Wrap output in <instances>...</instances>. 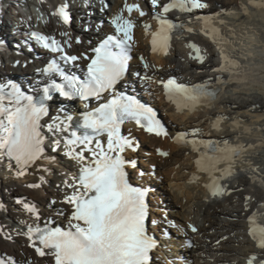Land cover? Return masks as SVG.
I'll return each instance as SVG.
<instances>
[{"label":"bare ground","instance_id":"obj_1","mask_svg":"<svg viewBox=\"0 0 264 264\" xmlns=\"http://www.w3.org/2000/svg\"><path fill=\"white\" fill-rule=\"evenodd\" d=\"M99 1L91 0L90 6L86 0L9 3L1 13L0 41L5 40L7 44L0 45V84L15 79L27 90L32 82L42 78L32 74L27 64L28 58L34 60V66L47 58L46 52L42 48L37 50L38 45L29 38L30 31L52 34L57 39H63L59 32H67L72 41L70 50L87 54L103 35L114 31L110 21L116 14L123 12L129 17L124 10L126 3L139 5L146 15L140 17L134 10L130 16L135 27L130 66L124 82L128 85L131 81V86H126L160 112L169 132L167 137H156L137 128L135 123L123 129V135L136 142L139 156L146 159L144 165L156 175L155 179L146 175L147 179L132 181L148 189L149 229L159 242L152 264H161V258L166 255L181 260L188 258V264H258L264 258V235L255 236L249 231L251 221L248 217L255 216L264 225V0H202L207 5L202 10L170 11L165 17L175 16L183 28L173 36L166 54L150 50L151 36L159 30L160 22L155 13L161 11L160 7L153 9L150 0H104V14L107 15L104 17L95 11ZM167 2L170 0H160L161 5ZM65 3L71 14L67 25L52 15ZM34 7L40 11L38 17L32 15ZM197 48L205 56L204 63L192 59ZM2 54L11 55L10 64L4 63ZM144 62L149 69L143 68ZM137 72L153 79L151 82L137 79L134 76ZM169 76L181 83L209 81V86L217 88L218 92L212 101L198 105L195 110H180L165 100L160 81ZM48 104L50 115L60 106L74 116L80 111L76 105L56 98ZM49 119L45 117L41 123ZM192 129H199L195 137L191 135ZM180 132H187L189 140L219 142L223 151L214 156L227 151L236 153L201 172L196 164L200 153L189 143L177 142L175 136ZM147 147L150 150H146ZM62 150L61 145V152L53 153L50 145H46L47 154L57 158L56 163L43 165L50 173L37 171L41 167L38 163L23 177L16 175L14 161L0 158V203L5 205V209H0V224L11 230L21 229L18 222L22 220L34 225L54 219L57 226H67L66 216L57 214L60 209L69 210V206L61 203L67 190L57 187L65 177L55 175L52 169L53 165H62L71 177L77 165L65 157ZM153 152L159 155L166 152L167 155L157 157ZM136 153V150L127 149L124 155L126 159L135 160ZM126 170L138 172L130 166ZM41 175L47 182L30 190L26 185L40 183ZM161 175L167 177L169 186L175 190L173 194L165 192L157 183L156 178ZM214 182L224 186L222 195H211L209 186ZM46 190L52 191L54 197L50 198ZM33 194L36 197H30ZM17 198L34 203L43 222L23 211L15 202ZM50 201L56 203L53 205ZM165 206L172 211L161 220L159 215ZM190 225L198 231L192 232ZM186 238L193 241L190 247ZM0 250L19 261L32 259L38 264H54L50 257H37L24 236L13 235L12 240L0 238Z\"/></svg>","mask_w":264,"mask_h":264},{"label":"snow or ice","instance_id":"obj_2","mask_svg":"<svg viewBox=\"0 0 264 264\" xmlns=\"http://www.w3.org/2000/svg\"><path fill=\"white\" fill-rule=\"evenodd\" d=\"M86 3L90 6L91 0H86ZM150 5L153 9L161 8L155 13L160 28L152 34V51H164L165 54L172 39L171 33L183 28L182 24L167 19L165 14L174 9L191 13L207 6L202 0H170L163 5L160 0H150ZM105 7L104 0H101L99 10L104 12ZM124 10L129 17L120 12L111 19L110 24L116 34L107 35L92 48V57L84 53L73 54L70 51L72 41L67 32H59L63 39H57L52 34L30 31L29 38L36 45L56 54L46 62L45 67L37 70L43 79L32 91L38 95L26 94L21 86L11 81L0 84V158L15 162L16 175L23 177L29 174V169L38 163L41 167L37 171L50 173V169L43 165L56 163L57 158L47 154L46 145H50L51 152L59 153L63 144V155L77 165L70 179L57 186L67 190L61 203L69 206V210L60 209L57 213L66 216V229L55 226L50 219L42 225L22 220L18 222L21 229L11 230L0 224V238L12 240L13 235L24 236L37 257H50L54 264H150V253L157 246L146 228L148 189L133 186L126 171L129 166L137 168L138 162L126 159L124 155L127 149L136 150V142L130 136L122 135L121 127L125 122L134 121L139 128L156 137H167L169 132L152 107L142 103L135 95L117 90L131 59L135 27L131 13L135 10L140 17L146 15L137 4L126 3ZM52 15L65 25L71 21L67 3L60 5ZM195 51L197 54L192 59L204 63L205 56L198 48ZM80 60L89 61L83 78L66 70L79 67L77 62ZM149 67L146 62L143 63L145 70ZM134 76L146 82L153 79L140 72ZM57 77L60 82H57ZM131 83L129 81L127 86ZM160 83L168 100L180 110H195L198 104L215 96L209 81L189 86L169 78ZM53 93L69 101L78 98L88 102L94 98L97 101L105 99L106 102L78 116L70 114L63 106L50 115L48 102L53 101ZM105 94H108L107 97ZM45 117L50 119L42 124ZM74 120L77 121L75 127ZM80 129L82 134L78 131ZM198 132L199 129H192L191 135L195 137ZM105 135L106 142L101 139ZM188 135L187 132H180L175 139L191 144L192 149L200 153L196 164L199 170L205 171L211 158L222 152L223 147L214 140H189ZM160 154L167 155L166 152ZM140 175H144L143 171ZM39 180L40 183L26 186L40 188L47 182L44 175ZM210 191L215 197L222 195L225 189L222 184L214 182ZM15 202L37 221L41 220L34 203L26 198H17ZM50 203L54 205L56 201ZM0 209H5L3 203H0ZM172 226L175 227L174 224ZM190 228L192 232L198 231L195 226L190 225ZM188 246H191L190 242ZM0 264L38 262L32 259L19 261L14 255L0 253Z\"/></svg>","mask_w":264,"mask_h":264},{"label":"rangeland","instance_id":"obj_3","mask_svg":"<svg viewBox=\"0 0 264 264\" xmlns=\"http://www.w3.org/2000/svg\"><path fill=\"white\" fill-rule=\"evenodd\" d=\"M97 7V8H96ZM101 8V1H99L98 2V4L95 6V11H99V16H104V17H106L107 15H106V13L104 14V12H101L99 9ZM105 9H106V7H105ZM143 99H145L144 97H143ZM146 100V99H145ZM154 108V107H153ZM157 112H158V114H159V116H160V112L158 111V110H156ZM161 118V121L165 124L166 122H165V119H163L164 117L163 116H160ZM163 119V120H162ZM167 130H168V128H167ZM146 150H150L148 147L146 148ZM139 148H138V146H137V149H136V157H135V160L138 162L137 163V168H135L138 172H134L133 170H129V177H130V179H131V177H132V179H131V181H135L136 179L137 180H139V179H147L146 178V175H149L150 177H153V179H155L154 177H156V175H155V171L154 170H149V168L150 167H147V166H145L144 165V163L146 162V159L144 158V157H141V156H139ZM154 153V155L155 156H157V157H159L160 155H159V152H157V154L155 153V152H153ZM53 173L55 174V175H59V177H62V176H64L65 177V179H69V177L70 176H68V174H70L69 172H67V170L64 168V167H62V165H53ZM141 171H143V173H144V175H140V172ZM66 174V175H65ZM72 174V173H71ZM135 176H138L139 178H137V177H135ZM148 178L149 180L151 179V178ZM166 179H167V177L166 176H164V175H161L159 178H156V181H157V183H159L161 186H163L164 187V189H165V192H167V193H169V194H173L174 192H175V190H173V189H171V187L169 186V184H168V182L166 181ZM30 190H32V188H30ZM47 191V190H46ZM47 193V195L51 198V197H54V193H52V191H47L46 192ZM25 196H28L27 194H24ZM30 197H36V195L34 196V194H33V196L31 195ZM33 202H35L34 200H32ZM36 203V202H35ZM166 207V209L165 208H163L162 210V214L161 215H159V217L161 218V220H163L165 217L164 216H166L168 213H169V211H172V208H170V207H167V206H165ZM50 213V212H49ZM42 215H44V213H42ZM58 219V218H57ZM56 220V219H55ZM149 220H150V224H149V226L151 225V215H150V218H149ZM41 222H43L42 220H40ZM53 222H54V225L56 226V224L58 223V222H56V221H54V219H53ZM167 230L170 232V233H172V229L171 228H169V227H167ZM179 236H181V235H179ZM185 240H187V241H189L190 243H192L193 241L191 240L190 241V239L189 238H186ZM0 252L1 253H3L2 252V250H0ZM188 258H184V259H180V258H170V256H168V255H166L164 258H161V264H188ZM189 263H192V262H189Z\"/></svg>","mask_w":264,"mask_h":264}]
</instances>
